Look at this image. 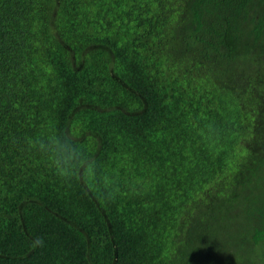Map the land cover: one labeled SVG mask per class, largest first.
Returning a JSON list of instances; mask_svg holds the SVG:
<instances>
[{
    "label": "trees",
    "instance_id": "trees-1",
    "mask_svg": "<svg viewBox=\"0 0 264 264\" xmlns=\"http://www.w3.org/2000/svg\"><path fill=\"white\" fill-rule=\"evenodd\" d=\"M0 264H264V0H0Z\"/></svg>",
    "mask_w": 264,
    "mask_h": 264
}]
</instances>
